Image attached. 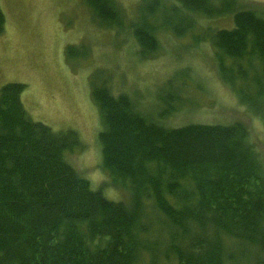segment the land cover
Wrapping results in <instances>:
<instances>
[{
  "label": "trees",
  "instance_id": "obj_1",
  "mask_svg": "<svg viewBox=\"0 0 264 264\" xmlns=\"http://www.w3.org/2000/svg\"><path fill=\"white\" fill-rule=\"evenodd\" d=\"M84 3L102 26H121L116 0ZM234 6V0H141L129 26L148 58L159 30L182 35L192 31L193 14L231 12V29H204L196 39L211 43L221 81L261 112L264 15ZM160 12L169 21L159 22ZM4 22L0 9V34ZM74 49L66 48L67 60L78 56ZM90 87L101 124L100 166L112 186L126 191L125 200L93 190L66 159L79 145L76 133L32 121L20 101L26 86L4 84L0 264H264V166L248 128L241 122L169 128L142 114L129 96H113L104 82L93 78Z\"/></svg>",
  "mask_w": 264,
  "mask_h": 264
},
{
  "label": "rangeland",
  "instance_id": "obj_2",
  "mask_svg": "<svg viewBox=\"0 0 264 264\" xmlns=\"http://www.w3.org/2000/svg\"><path fill=\"white\" fill-rule=\"evenodd\" d=\"M140 1L116 0L122 24L105 27L84 0H0L5 20L0 34V87L24 84L20 101L32 121L55 132L76 133L79 145L66 153L67 161L93 190H101L112 201L125 200L126 191L112 186L100 166L101 124L91 98L93 78L104 82L113 96H129L142 114L169 128L243 123L264 166V108L252 111L239 101L218 75L209 40L196 39L204 29H231V12L212 17L193 14L192 31L182 35L159 30L157 51L142 58L129 26ZM234 2V9L264 15V0ZM168 16L160 12L158 21H169ZM68 46L75 47L77 57L67 60ZM171 92L177 95L173 103Z\"/></svg>",
  "mask_w": 264,
  "mask_h": 264
}]
</instances>
